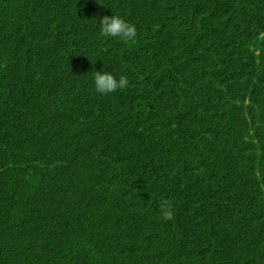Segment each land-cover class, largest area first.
<instances>
[{
	"label": "trees",
	"instance_id": "1",
	"mask_svg": "<svg viewBox=\"0 0 264 264\" xmlns=\"http://www.w3.org/2000/svg\"><path fill=\"white\" fill-rule=\"evenodd\" d=\"M0 264H264V0H0Z\"/></svg>",
	"mask_w": 264,
	"mask_h": 264
},
{
	"label": "clouds",
	"instance_id": "2",
	"mask_svg": "<svg viewBox=\"0 0 264 264\" xmlns=\"http://www.w3.org/2000/svg\"><path fill=\"white\" fill-rule=\"evenodd\" d=\"M101 33L106 37H115L123 41H132L136 38V28L118 14L104 15L99 21ZM93 83L95 90L101 94L113 93L125 86L124 79L117 77L108 70H94ZM160 211L164 217L171 218L172 211L168 202L162 201Z\"/></svg>",
	"mask_w": 264,
	"mask_h": 264
}]
</instances>
